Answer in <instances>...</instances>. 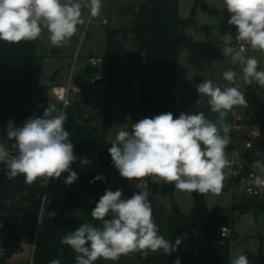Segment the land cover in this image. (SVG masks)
Segmentation results:
<instances>
[{
    "label": "trees",
    "instance_id": "trees-1",
    "mask_svg": "<svg viewBox=\"0 0 264 264\" xmlns=\"http://www.w3.org/2000/svg\"><path fill=\"white\" fill-rule=\"evenodd\" d=\"M207 8L205 0H195L190 16L183 20L179 15V0H135L129 5L128 24L113 23L115 11L111 10L110 22L105 26L106 76L105 94L98 103V111L87 112L90 99L86 96L74 100L67 108L50 95L55 71L50 82L41 78L42 58L37 54L38 41L9 44L0 41V122L9 120L17 126L30 116H42L49 103L65 111L67 122L64 125L70 133L69 140L74 144V154L78 161L71 170L77 172L79 179L72 185L59 179L38 178L35 183H24L22 175L15 180L6 176V167L0 164V264L8 263L16 254L23 251V240L35 244V264H50L61 257V264H76V253L61 243V238L84 223L100 226L101 222L91 216V211L106 189L122 190L124 179L112 163L108 152L105 123L102 130L93 126V116L99 111L108 113L106 103L115 97L119 81L132 76L140 83L139 102L142 109L152 116L171 112L174 119L185 110L183 87L178 85V57L182 32L196 26V16ZM126 11V13L128 14ZM89 88L91 85H88ZM83 92L84 86H81ZM246 116L250 124L264 125L257 92L249 87L246 92ZM39 105V107H38ZM98 112V113H97ZM94 113V114H93ZM3 142L8 150H13L14 140H9L7 132ZM233 148V144L228 145ZM87 158L91 163L84 165L80 159ZM246 159L256 161L254 152L248 150ZM102 174L104 181L90 184L95 176ZM135 183L147 181L150 191L173 198L174 184L157 183L150 179H133ZM47 184V185H46ZM194 204L189 213L181 212L177 205L167 214L164 234L175 243L179 237L182 243L172 253L174 260L181 264H230L232 237H222L220 229L228 226L233 229L235 214L254 213L256 217L264 214V198L234 196L230 208L211 211L206 203V194L191 192ZM54 213V215H53ZM111 218V214L108 217ZM233 232V231H232ZM144 264H154L151 252L145 256L137 252ZM253 259V261H252ZM98 259L95 264H101ZM249 264H264V245L260 243L257 255L249 257Z\"/></svg>",
    "mask_w": 264,
    "mask_h": 264
},
{
    "label": "clouds",
    "instance_id": "clouds-1",
    "mask_svg": "<svg viewBox=\"0 0 264 264\" xmlns=\"http://www.w3.org/2000/svg\"><path fill=\"white\" fill-rule=\"evenodd\" d=\"M224 5L230 13L228 24L236 27L235 40L241 47L230 46L232 36L225 35L222 55L241 66L246 83L255 81L264 87V70H258L259 61L243 54L244 45L252 51L264 52V0H224ZM85 7L95 18L100 16L104 5L102 0H84L83 4L79 0H0V41L9 44L35 41L46 29L51 44L59 48L68 44L77 26L84 23ZM222 77L234 85L237 72L227 70ZM195 87L200 96L197 106L207 97L210 111L218 114L216 121L206 118L202 111L181 112L175 119L171 112H166L133 123L131 132L119 131L108 152L122 178L130 181L155 176L180 191L221 192L223 169L229 164L225 150L232 139L226 118L230 112L235 115V107H246L247 100L238 87L222 89L212 80L205 79ZM66 122V112L54 103L48 104L42 116H30L19 126L9 120L7 137L15 141L17 151L12 154L5 143H0V164L5 165L7 178L15 180L22 175L24 183L31 185L38 178L46 177L48 182L68 173L64 183L77 182L79 175L71 168L78 158L69 140L70 133L64 128ZM79 162L91 163L87 158ZM253 167L264 173L260 161H255ZM104 180L98 174L89 183ZM254 183L264 187V176H257ZM109 214L110 219L106 218ZM91 216L101 225L84 223L61 238V243L76 253V264H95L101 258L119 261L122 255L137 252L145 256L149 252L170 256L182 243L179 237L172 243L160 234L148 191L134 192L125 199L122 190L106 189ZM61 261L62 254L50 264ZM173 264H181V260L177 258ZM230 264H249V257L240 253Z\"/></svg>",
    "mask_w": 264,
    "mask_h": 264
},
{
    "label": "rangeland",
    "instance_id": "rangeland-1",
    "mask_svg": "<svg viewBox=\"0 0 264 264\" xmlns=\"http://www.w3.org/2000/svg\"><path fill=\"white\" fill-rule=\"evenodd\" d=\"M134 1L102 0L104 7L100 16L95 18L90 16L89 9L86 7L83 8L82 15L84 23L77 26L76 34L71 37L68 44L59 48L51 44L49 33L45 29L37 39V54L43 61L40 73L42 80L45 82L52 81L54 72L59 71L60 80L63 85H67L71 80L73 85L84 86L83 92L75 94L73 99L76 101L85 97L87 91L90 95L87 104L90 109L87 112L91 111L92 113V111H98V103L103 98L106 87L105 82L100 83L99 86H94V82L98 78L106 77V64L105 62H101L98 64V67H92L89 59L91 56L102 58L105 56L106 30L104 25L106 24H103V20L107 18V23H109V15L111 14V10H114L113 23L117 25L128 24L130 20L128 8L129 5L134 4ZM194 1L179 0V15L183 20L190 16ZM79 2L83 4L84 0H79ZM205 4L207 8L200 10L196 16V26L187 27L181 35L177 64V83L183 87V96L185 99V110L183 112L196 114L202 111L206 118L213 122L216 121L218 114L210 111L207 97H203L198 106L196 104L200 96L195 86L205 79H208L212 80L214 84H217L222 89L228 86L238 87L245 94V98L247 89L252 87L259 96L261 113L264 118V87L259 86L255 81L252 84L246 83L242 78L241 66L238 63H233L231 57H224L222 55V49L226 46L224 44L225 35L232 36L230 46L236 47L234 43V26L228 24L230 13L225 8L224 0H205ZM53 50H57L58 52L53 53ZM243 54L245 56L255 57L259 61L258 70H264V52L252 51L249 48ZM227 70L237 72L234 85H230L222 77V73ZM198 78H201L200 82H196ZM57 80L56 78L53 80L55 84ZM140 83L132 76L123 77L118 83L114 99L106 103L110 107L109 112L99 111L100 115H92L94 117L92 125L97 126L99 130L103 129L105 123L110 125L106 131V139L110 147L111 142L114 141L119 131L131 132L133 123L143 118L154 117L145 112L140 105L139 97L136 95L140 89ZM88 85H91L90 88ZM234 112L235 115L230 112L226 118V122L231 125V143L234 145L232 149L227 147L225 150L228 160L231 159L232 154L237 150L245 158L248 152L246 149L243 150L245 146L243 132L235 129L237 123H241L247 118L246 107H235ZM6 129L7 124L0 122V143H4L3 136L7 132ZM12 149L15 150L16 148ZM258 161L264 164V154L258 158ZM258 172L264 176V173L260 169H258ZM123 179L125 183L124 187L128 191L132 193L148 191L149 199L161 202L167 209V214L173 212L175 205L184 213H189L193 208L194 199L191 192L180 191L175 188L173 198H170L169 196H163L162 194L150 191L145 183H135L133 179L130 181L125 178ZM145 179H150L160 184L165 183L155 176L142 178V180ZM231 179V169L228 168L226 171L223 169V187L221 192L219 194H206V203L211 211L230 208L233 204L234 196H236L237 200L244 197L236 195L237 193L230 188ZM111 190L114 191L113 189ZM123 198L127 199L130 196L124 193ZM0 227H2V223H0ZM234 229L235 232L231 231L229 233L232 237L231 260L240 253H249L250 258L256 256L262 241L264 245V214H261L257 218L252 212L246 214L236 213ZM32 247V244L24 241L23 251L16 254L6 264H28ZM151 254L155 261L160 253L151 252Z\"/></svg>",
    "mask_w": 264,
    "mask_h": 264
},
{
    "label": "built area",
    "instance_id": "built-area-1",
    "mask_svg": "<svg viewBox=\"0 0 264 264\" xmlns=\"http://www.w3.org/2000/svg\"><path fill=\"white\" fill-rule=\"evenodd\" d=\"M108 20L104 19L103 24H107ZM234 32L236 34V27L234 26ZM234 43L237 48L241 47L240 42L234 39ZM247 52L249 46L244 45ZM89 62L92 67H98V64L105 62L102 57L91 56ZM81 86L73 85L71 80L67 85L55 84L50 90L52 97L63 105V108H67L74 103V95L81 92ZM237 131H242L245 138V149L254 152L256 161L264 154V126L260 123L250 124L248 118L241 123L235 125ZM13 144V148H15ZM228 166L225 167L224 171L228 168L232 171V179L230 181V188L236 192V195H241L248 198H264V187H258L254 180L257 176H262L259 172V168H254V162H249L239 150L232 154ZM223 230V234H222ZM232 229L228 226H223L220 229L222 237L230 236L229 233ZM31 255L28 264H35V244L31 248ZM249 257V253L246 254Z\"/></svg>",
    "mask_w": 264,
    "mask_h": 264
},
{
    "label": "water",
    "instance_id": "water-1",
    "mask_svg": "<svg viewBox=\"0 0 264 264\" xmlns=\"http://www.w3.org/2000/svg\"><path fill=\"white\" fill-rule=\"evenodd\" d=\"M53 53L58 52L57 50H53ZM108 80V76L98 78L94 82V86H99L100 83L106 82ZM201 78L196 79V82H200ZM138 97H140V94H138ZM123 191L125 195L127 196H132V192L128 191L125 187H123ZM152 203L153 206V215H154V220L155 223L159 226L160 228V234L163 235L166 239V236L164 234V227H165V221H166V216H167V209L165 206L159 202L155 201L153 199H149ZM174 257L171 254L170 256L167 254H159L154 262V264H173L174 262ZM253 261V259H252ZM101 264H144L141 262V260L138 258L137 253H132L128 256H121L119 261H102Z\"/></svg>",
    "mask_w": 264,
    "mask_h": 264
},
{
    "label": "crops",
    "instance_id": "crops-1",
    "mask_svg": "<svg viewBox=\"0 0 264 264\" xmlns=\"http://www.w3.org/2000/svg\"><path fill=\"white\" fill-rule=\"evenodd\" d=\"M86 11V10H85ZM105 19H107V18H105ZM105 39H106V36H105ZM98 77H100V76H98ZM56 84H62V82H61V80H60V78L57 80V82H56ZM63 85V84H62ZM139 94V93H138ZM138 94H136L137 95V97H138ZM234 146V145H233ZM245 149V147H243V150ZM240 150H242V149H240ZM258 218V217H257ZM232 231L233 232H235V229H234V227H233V229H232ZM24 241H27V240H23V242H22V245H24ZM28 242V241H27ZM0 254H1V247H0ZM13 259V258H12Z\"/></svg>",
    "mask_w": 264,
    "mask_h": 264
}]
</instances>
